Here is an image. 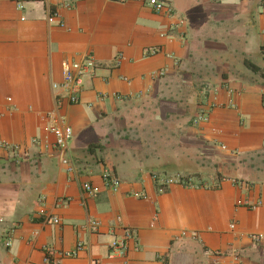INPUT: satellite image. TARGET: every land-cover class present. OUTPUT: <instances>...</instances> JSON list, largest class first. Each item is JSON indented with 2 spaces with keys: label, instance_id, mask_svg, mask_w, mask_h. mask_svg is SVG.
<instances>
[{
  "label": "crops",
  "instance_id": "obj_1",
  "mask_svg": "<svg viewBox=\"0 0 264 264\" xmlns=\"http://www.w3.org/2000/svg\"><path fill=\"white\" fill-rule=\"evenodd\" d=\"M162 1L0 0V264H264V0ZM87 55L79 102L58 106L62 62ZM125 229L137 247L111 257Z\"/></svg>",
  "mask_w": 264,
  "mask_h": 264
},
{
  "label": "built area",
  "instance_id": "obj_2",
  "mask_svg": "<svg viewBox=\"0 0 264 264\" xmlns=\"http://www.w3.org/2000/svg\"><path fill=\"white\" fill-rule=\"evenodd\" d=\"M149 4L157 11L162 10H171V6L162 0H149ZM54 15L49 17V21H54ZM158 50L155 48L149 49L147 54L153 55L157 53ZM121 58V55L118 56L117 60ZM95 68V62L92 56L87 55L78 60H64L62 62V79L59 82L53 83L55 89L62 90L60 95L57 97L58 106L66 99L69 103L79 102L80 93L83 89L84 77L91 73ZM208 114L206 112H201L195 118V121L207 120ZM51 133L55 137L54 146L58 151L60 162L65 166L66 170L69 173H77V168L75 165V160L71 150V140L73 137V128L69 123H67L66 117L63 114H59L58 118L53 121L52 126L50 127ZM7 143L0 140V148L7 147ZM154 179L159 181V191H163L166 186L174 183H180L184 185H193L191 179H187L182 175L176 176H158L154 175ZM226 179V178H225ZM230 179V178H227ZM106 185L112 188H117L121 184L120 178L117 176L106 174L104 177ZM231 180L236 184H243L244 182L236 181L231 178ZM82 191L86 194L94 196L100 191V187L91 182H83L81 184ZM55 223L59 222L58 218H54ZM92 226H97L98 221H91ZM234 227V225H231ZM263 234L254 233L252 234V239L254 241H260L263 238ZM134 240L135 236L130 229H125L124 234L121 237H117L110 245L111 252L109 255L112 257L114 255H125L129 248V241ZM7 246L12 245V239H7ZM87 244L83 240H79L73 250H63L59 253L61 257H77L81 251L86 249ZM137 247V243L135 245ZM46 264H56L52 258L50 252L46 253L45 258Z\"/></svg>",
  "mask_w": 264,
  "mask_h": 264
},
{
  "label": "trees",
  "instance_id": "obj_3",
  "mask_svg": "<svg viewBox=\"0 0 264 264\" xmlns=\"http://www.w3.org/2000/svg\"><path fill=\"white\" fill-rule=\"evenodd\" d=\"M245 63L247 64V66L251 67L253 70H259L258 66H256L255 64L253 63H250V61H245ZM194 119V118H193ZM234 179V178H233ZM236 181H240V182H243V180H240V179H235Z\"/></svg>",
  "mask_w": 264,
  "mask_h": 264
},
{
  "label": "rangeland",
  "instance_id": "obj_4",
  "mask_svg": "<svg viewBox=\"0 0 264 264\" xmlns=\"http://www.w3.org/2000/svg\"><path fill=\"white\" fill-rule=\"evenodd\" d=\"M241 24V23H240ZM259 161H260V165H262V161H261V156H259L258 158H257ZM256 162V161H255Z\"/></svg>",
  "mask_w": 264,
  "mask_h": 264
}]
</instances>
